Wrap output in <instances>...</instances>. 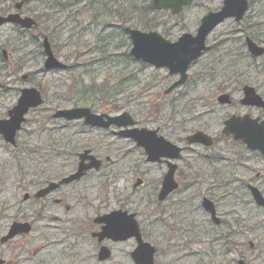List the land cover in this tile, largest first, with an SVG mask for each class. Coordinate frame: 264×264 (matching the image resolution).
I'll return each mask as SVG.
<instances>
[{"label": "rangeland", "instance_id": "obj_1", "mask_svg": "<svg viewBox=\"0 0 264 264\" xmlns=\"http://www.w3.org/2000/svg\"><path fill=\"white\" fill-rule=\"evenodd\" d=\"M17 1L0 0V10H12ZM136 1H139L137 7L140 8L144 5L142 1L146 4L151 0ZM221 1L195 0L177 17H171L167 12H154L143 18L142 10L134 13L126 5V26L118 22L123 18L111 15L115 9H108L113 2L111 0L29 1L22 13L35 20L40 16L42 20L37 22L34 30L25 32L14 26L0 29V49H5L10 59L6 69H1L4 64L0 65V119L5 118L6 112L15 105L23 88L37 89L43 103L26 115L15 149L7 146L0 137V207L31 216L38 204L23 203L21 188L29 181L33 182L31 188H34L47 177L64 173L62 170L65 169L53 172L43 168H56V164L71 167L75 153L88 148L103 161L104 167L72 188L87 189L95 197L94 205L103 199L113 208L118 205L120 197L141 205L140 211L144 214L142 227L157 250L155 258L159 264H234L240 258L246 264H264V210L251 202L245 190V184L255 180L256 174L264 175V159L255 154L248 155L236 145L221 143L217 146L222 157L218 194L224 225L220 243L211 247V251L221 255L210 260L203 255L192 254L196 253L194 246H190L187 252V247L180 241L166 243L152 235L155 230H161L160 226L153 225L149 216L155 174L161 167L147 164L134 144L112 135L110 131L82 133L84 129L76 123L65 124L51 119V115L61 109L81 105L92 109L106 107L112 115L128 113L139 127H164L162 134L175 142L184 132L190 131L186 118L194 112L203 115L202 120L210 124H216L223 117L224 111L200 108V100L209 98L217 87H226L222 86L223 79L238 77L239 82L244 81L264 93V59L252 61L246 55L240 46L242 35L231 34L233 26L230 21L210 34V50L191 66L187 83L171 96H163L173 82L165 70L141 64L128 56L130 43L123 32L125 28L160 34L170 32L169 36L176 38L184 32L193 33L199 19L206 12L216 10ZM103 4L109 12L104 16L99 13ZM252 16L255 17L252 21L257 23L259 18L255 13ZM143 22L151 25L148 30L140 24ZM43 37L48 39L55 58L68 67L66 70L48 73L43 70ZM238 49L241 50V58ZM23 75H28L25 83L19 79ZM106 158L110 163L105 161ZM45 162L51 165H43ZM136 179L143 180V186L134 189ZM254 183L264 191L261 176ZM130 191L136 195L129 197ZM52 228L44 229L37 223L27 237L17 240L23 243V253L19 259L15 257L16 262L40 264L46 255L49 257L53 250L46 249L44 239L59 237L58 231ZM3 231L4 226L0 222V233ZM44 233L48 236H43ZM223 234H231V238H224ZM206 247L210 251V246ZM124 250H129V244L114 247V257L109 264H117Z\"/></svg>", "mask_w": 264, "mask_h": 264}, {"label": "flooded vegetation", "instance_id": "obj_2", "mask_svg": "<svg viewBox=\"0 0 264 264\" xmlns=\"http://www.w3.org/2000/svg\"><path fill=\"white\" fill-rule=\"evenodd\" d=\"M19 1L14 3L12 10H0V16L6 17L9 14H14L15 4ZM194 1L183 8L182 12L191 7ZM243 1L246 2V9L241 18L238 21H236V17L234 16L227 18L211 30L205 39L207 50L202 53L201 57L210 50V47L208 46V37L210 34L225 22L230 21L233 26L231 34L242 35L240 46L241 49L245 51L246 55L252 61L264 59V53L259 56H253L248 50L249 43L253 44L258 49L264 50V0ZM223 2L224 0L221 1V4L216 10L208 11L202 17L208 13L219 12L222 9ZM137 3H139V1H137ZM26 4L22 6L18 13L21 17L31 18L22 13ZM99 13L103 16L105 13L109 14L106 8H104V4L101 6V9H99ZM167 13L171 17H177L181 14L179 13L178 15L173 16L169 11H167ZM253 13L259 18L257 23L252 21L255 18L252 16ZM201 18L199 19L198 26L193 33L184 32L176 38H171V36H169L170 32H168V34H160L157 31L154 32H157L169 43H175L185 34L195 36ZM31 19L35 21L34 18ZM7 26L13 27V25L6 24L0 27V29ZM221 43H225V41H222ZM2 50L3 49H0V60H3ZM238 54L241 58L242 54L240 49H238ZM199 59L189 66L184 84L174 88L168 93H166V91L179 79V76L170 75L167 70L161 69L165 70L173 79V82L163 92V96H171L178 88L187 83L189 79L188 71ZM223 82L222 86L226 87H217L215 92L211 94L209 98L200 100L202 102L200 108L203 107L224 111L225 114L223 117L217 121L216 124H210L208 121L202 120L204 117L203 115L194 112L191 117L186 118L187 124L191 126L190 131L184 132L180 137L178 136L179 139L175 142L162 134L164 127L158 126L154 129L139 127L138 123L129 115L136 123L135 126L129 128L130 130H156L157 137H162L165 141L179 149L178 158L176 159L160 158L156 162H147L143 150L140 147H137L132 140L118 137L117 133L120 130L115 127L111 126L108 129H102L85 124L84 119L66 121L64 119H54L51 115L52 120L60 121L65 124H78L84 129L82 133L93 130L110 131L112 135L123 140H129L134 144V146L144 155L147 164L161 167L162 169L156 171V183L154 189L151 191L152 199L149 201L152 210L149 216L153 219V225L156 227L160 226L159 228H161V230H155L152 235L166 243L170 242L174 244L180 241L185 244L184 246L187 247L186 250L190 246H194L197 249L196 253L192 254L203 255L204 257L210 258V260H216L221 255V253L211 251V247L220 243L222 237L221 228L224 225L220 213L221 197L218 194V179L220 177L219 167L222 157L219 155L221 153L219 148L216 149L217 146L221 143L236 145L244 149L246 154H255L259 158L264 159V155L259 150H249L246 145L240 141H234L232 135L225 136L223 134L226 127L225 123L231 118L235 120H243L247 118L246 120L256 121V125L263 124L264 93L260 92L254 86L244 83V81L239 82L238 77L233 76L230 79H223ZM246 88H250L252 91L245 92ZM221 96L227 97L224 103L219 101ZM76 108L89 109L91 114L101 117L102 122H106L107 117L111 118L126 113L122 112L117 115H112L106 107L92 109L82 105L57 111ZM3 119H6V116ZM19 132L15 135V146L4 143L15 149L18 145L17 136ZM196 134H201L205 136V138L200 140L201 142H189L188 139ZM215 150L217 151L215 152ZM85 152H87V154H84ZM183 158H185L184 162H182ZM105 161L110 163L109 158H106ZM181 162L183 163L182 167L180 166ZM63 163L65 165V162ZM93 164L94 166L90 168L89 166ZM43 165L51 164L45 162ZM55 166L56 168L48 166L43 169L45 171L52 170L53 172L65 169L62 170L65 172L47 177L40 184H35L34 188H31L32 181H29L28 184L21 188L23 203L28 202L38 204L36 212L31 216L20 211L10 212L8 207H0V222L4 226V231L0 233V249H4L1 251L0 264H18L15 257L17 259L21 257L23 253V243H19L17 240L27 237L37 223L42 224L44 229H49L52 226V229H56L59 234V237L54 239H44L46 249L50 248L53 252L49 257V254L46 255L47 258L41 260L40 264H109L114 257V247L126 244H129V250L123 251L118 260L119 264H140L138 262L136 263L135 259L132 257V253L138 248L139 244H147L153 248V264H159L155 258L157 250L150 241L151 237L145 235L144 228L142 227V218L144 214L140 211L141 205H137L136 202L125 197H120L121 199L117 201L118 205L113 208H110V205L106 204L103 199L98 200L97 205H94L95 197L91 196L87 189L72 188L79 182L92 176L94 172H100L104 167L103 161L96 157L91 149H79L78 152L75 153V160L71 167L67 165L63 166L61 164V167L57 164ZM67 167L70 168L68 169ZM79 169H81L83 174L79 179L67 183L64 182L75 175ZM169 174L172 180V185H175L176 188L169 192L164 198L159 199L163 181ZM260 176L264 180L263 174H256L255 180H252L251 182L249 181L245 184V190L248 193L251 202L254 203L257 208L264 210L263 206L257 205L251 192V189H255L264 202V191H261L254 183L260 178ZM138 181L140 184L135 186ZM53 186L55 188H53ZM142 186L143 180L136 179L133 188L135 189ZM135 195V192L130 191L129 197ZM111 215L113 216L110 218L109 216ZM144 219H146V217ZM110 223L115 224L120 228H124L123 239L112 240L111 238L106 237L107 234L105 229L110 227ZM14 225L27 226L28 232L25 234H16L5 241L4 238L8 236L11 227ZM128 230L132 231L129 232ZM44 235L48 236L47 233H44L43 236ZM223 237L231 238V234H223ZM207 245L210 246V251L206 247ZM249 245L252 247L251 244ZM105 254L108 255L107 258H105ZM187 255L189 254H186L185 256ZM24 261L25 260H22V262ZM238 262L246 264L241 258L238 260L236 259L234 264H238Z\"/></svg>", "mask_w": 264, "mask_h": 264}, {"label": "water", "instance_id": "obj_3", "mask_svg": "<svg viewBox=\"0 0 264 264\" xmlns=\"http://www.w3.org/2000/svg\"><path fill=\"white\" fill-rule=\"evenodd\" d=\"M29 0H21L15 4L14 14H9L6 17L0 16V27L6 24L16 25L22 30L29 31L36 24L31 18L21 17L18 11ZM193 0H152V7L155 11H169L171 15L176 16L182 12L183 8L190 5ZM246 9V2L243 0H224L222 9L217 13H208L201 18L199 27L195 36L185 34L181 36L175 43H169L164 40L156 32L143 33L138 30L125 29L131 42V49L129 55L136 61L154 66L155 68H165L170 75H178L179 79L173 83L166 93L174 88L184 84L187 75L186 72L189 66L199 59L203 52L207 50L205 46V39L209 32L213 30L223 20L231 17H236L238 21ZM43 54L45 60L43 68L46 72L53 70H63L65 66L59 63L54 57L50 49V45L46 38L42 40ZM248 50L251 55L259 56L264 53V50L258 49L253 44H248ZM2 56L5 62L8 61L7 53L2 50ZM21 81L27 80V75L20 78ZM250 88H246L245 92H251ZM226 96H221L219 101L224 103ZM259 101V99H258ZM42 104V98L34 88H25L20 90V95L16 104L6 113V119L0 120V136L6 144L15 146V135L20 130L21 125L25 122V115L30 111L38 108ZM54 119H64L66 121L84 119L85 124L108 129L115 127L120 130L117 133L118 137L132 140L137 147H140L146 157L147 162H156L160 158H178L179 149L174 147L162 137H157L156 130L146 129H129L135 126V122L127 113L119 116L106 118V122H102L101 117L90 113L89 109L76 108L70 110L57 111L52 115ZM235 120L231 118L227 121L223 134L225 136L232 135L234 141H240L246 145L249 150H259L264 155V123L256 125V121ZM205 136L196 134L188 139L189 142H201ZM84 154H87L85 152ZM171 154V155H170ZM94 166H89L90 168ZM96 166V164H95ZM81 169L78 172L65 180L70 182L79 179L82 176ZM170 174L164 179L162 190L159 199L164 198L169 192L176 187L172 185ZM138 181L135 186L139 185ZM53 188H55L53 186ZM254 199L259 206L264 207V202L261 196L255 189H251ZM113 215L109 216L110 218ZM111 222V221H110ZM107 223V221H106ZM107 227L106 237L112 240L123 239L124 228H120L115 224L110 223ZM131 232L132 230H128ZM28 232L27 226L11 227L10 232L4 240H8L16 234H25ZM128 236V235H127ZM154 250L147 244H139L138 248L132 253L135 262L140 264H153ZM107 258V254L104 255ZM238 264H243L238 262Z\"/></svg>", "mask_w": 264, "mask_h": 264}, {"label": "trees", "instance_id": "obj_4", "mask_svg": "<svg viewBox=\"0 0 264 264\" xmlns=\"http://www.w3.org/2000/svg\"><path fill=\"white\" fill-rule=\"evenodd\" d=\"M111 1H113V2L110 4L108 9H109V11H111L113 8H115L113 13H111V15L112 16L116 15L119 18H123V20L119 19V21H118L121 26L127 25V22H128V19H126L127 16H126V14L124 12L125 10H127L126 9V5L131 7L134 13H136V12L140 13V11L142 10V12L144 13L143 18H145V16L150 14V13L153 14V11H152L151 6H150V1H147L146 4L142 1L141 3L144 4V5H141L142 8H141V6H140V8L137 7L138 3H137L136 0H117V1L111 0ZM114 3H117V4L114 5ZM135 10H136V12H135ZM35 18H36V22H39L40 16L39 17L36 16ZM140 24H142L144 26L145 30H148V28L151 26L147 22H143V23H140ZM6 47H8V46H6ZM1 64H2V61L0 60V65ZM6 68L7 67L4 65V67H2L1 69H6Z\"/></svg>", "mask_w": 264, "mask_h": 264}]
</instances>
